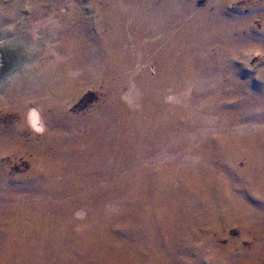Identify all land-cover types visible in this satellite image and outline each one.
Listing matches in <instances>:
<instances>
[{
    "label": "rangeland",
    "instance_id": "obj_1",
    "mask_svg": "<svg viewBox=\"0 0 264 264\" xmlns=\"http://www.w3.org/2000/svg\"><path fill=\"white\" fill-rule=\"evenodd\" d=\"M0 264H264V0H0Z\"/></svg>",
    "mask_w": 264,
    "mask_h": 264
},
{
    "label": "bare ground",
    "instance_id": "obj_2",
    "mask_svg": "<svg viewBox=\"0 0 264 264\" xmlns=\"http://www.w3.org/2000/svg\"><path fill=\"white\" fill-rule=\"evenodd\" d=\"M34 117H35V116H34ZM34 120H35V119H34ZM35 125L38 126V128H39V123H37L36 121H35Z\"/></svg>",
    "mask_w": 264,
    "mask_h": 264
}]
</instances>
